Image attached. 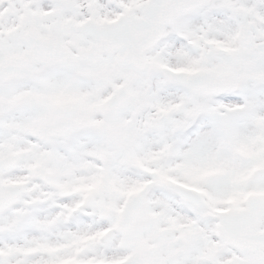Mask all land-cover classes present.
I'll list each match as a JSON object with an SVG mask.
<instances>
[{
  "label": "snow or ice",
  "instance_id": "6c2138e0",
  "mask_svg": "<svg viewBox=\"0 0 264 264\" xmlns=\"http://www.w3.org/2000/svg\"><path fill=\"white\" fill-rule=\"evenodd\" d=\"M0 264H264V0H0Z\"/></svg>",
  "mask_w": 264,
  "mask_h": 264
}]
</instances>
